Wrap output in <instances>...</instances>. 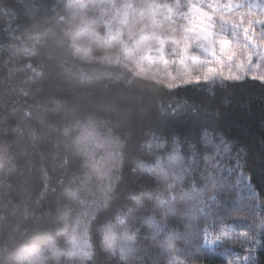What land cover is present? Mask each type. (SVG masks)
<instances>
[{"label": "trees", "instance_id": "obj_1", "mask_svg": "<svg viewBox=\"0 0 264 264\" xmlns=\"http://www.w3.org/2000/svg\"><path fill=\"white\" fill-rule=\"evenodd\" d=\"M224 41L264 66V0H0V264H246L216 237L264 220V83L137 72Z\"/></svg>", "mask_w": 264, "mask_h": 264}, {"label": "snow or ice", "instance_id": "obj_2", "mask_svg": "<svg viewBox=\"0 0 264 264\" xmlns=\"http://www.w3.org/2000/svg\"><path fill=\"white\" fill-rule=\"evenodd\" d=\"M228 42L224 41L221 43V52L225 53L226 47ZM229 61H231L235 53L234 52H227ZM228 70L225 72V65L222 61L217 60L215 63H208L204 67L200 66V62L193 60L192 66L187 67L186 70L180 74V77L177 78L176 76H171L170 81L166 82L165 87L169 91L178 90L183 87H187L190 85H201V84H208V83H215L217 80L221 83L226 81L231 82H240L244 80L247 76L249 79L259 80L261 83H264V75H255L254 73L248 75L249 65L247 63H237L236 64V71L232 70L231 63L227 66ZM205 139H209V133H204ZM172 162V166H176L180 163L179 156L175 155V150L173 155L169 158ZM159 175L163 176L164 172L162 171ZM250 179L246 178L241 174V180ZM163 197H161V201H163ZM203 203V201H201ZM228 239L231 240L233 244L238 242L249 243L252 247L245 249L246 255L244 256V261L246 264H253L255 259V254L261 249L264 248V220L256 225V230L253 231L251 234L248 232L239 233L237 236L234 237H224L218 236L216 240H224ZM209 244L213 243V241H208ZM231 264V262H229Z\"/></svg>", "mask_w": 264, "mask_h": 264}, {"label": "rangeland", "instance_id": "obj_3", "mask_svg": "<svg viewBox=\"0 0 264 264\" xmlns=\"http://www.w3.org/2000/svg\"><path fill=\"white\" fill-rule=\"evenodd\" d=\"M192 28L190 29V31H193L194 27H195V23L196 21H198V14L197 12H193V17H192ZM200 30H203V31H200L201 32V36H200V39L205 42V43H210V40L208 39V32L205 31V28L200 26ZM111 35H112V31L111 30H108V33H107V36H106V40L109 41L111 39ZM209 46V45H208ZM210 48V46H209ZM212 50H216L218 51V53L216 55L214 54H211V56L209 57V61H213L214 63L217 61V60H220L223 62V64L225 65V72H227L228 68V64L231 63L232 65V70L233 71H236V64L234 62V60L236 59V55L234 56V58L229 61L228 59V56L227 54H224L221 52V43L217 42L216 44L214 43V45L211 46ZM213 51V52H214ZM157 56L158 58H161V59H157V62L158 63H163V59L164 58L162 56L163 52L162 50L159 48L157 51ZM185 58V56L183 57ZM247 64L249 65V71H248V74H255V73H258V74H264V66H258V64L256 63L255 65L252 64L250 62V60H248ZM257 65V66H256ZM172 70H175L176 71V75H171V71ZM186 69H185V62L182 61V65L180 67H173V68H166L165 65L163 64H158V66H154L153 68H149V72H147L145 69H137V72L139 74H142V75H145V76H150V77H155L156 78V75L158 77H160L162 80L166 79V78H170L171 76H176L177 78L180 77V74L182 72H184ZM166 75V77L163 78L162 75ZM169 82V81H167Z\"/></svg>", "mask_w": 264, "mask_h": 264}]
</instances>
